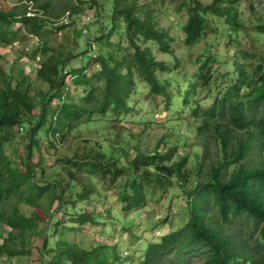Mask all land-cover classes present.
<instances>
[{"label":"trees","instance_id":"obj_1","mask_svg":"<svg viewBox=\"0 0 264 264\" xmlns=\"http://www.w3.org/2000/svg\"><path fill=\"white\" fill-rule=\"evenodd\" d=\"M20 1L23 4L19 7L18 2L0 8V45L18 40L22 31L39 35L45 30V13L52 0L38 3L30 14L24 1L37 0ZM76 1L78 6L71 5L76 10L81 3L94 6L95 11L101 5V0ZM163 1L111 0L110 26L103 23L97 33L87 37L84 51L89 56L75 67L66 68L73 56L71 51L59 48L55 52L50 46H42V59L34 70L15 78L3 67L0 52V230H5V235L0 231V257L29 255V238L38 231L40 219L44 234L39 253L45 264H116L119 256L115 244L85 247L61 236L65 230L86 223L98 224L100 220L91 211L70 214L72 224L60 218L50 223L54 211L67 199L72 204L88 199L97 179L106 188L117 187L115 193L125 213L143 206L147 191L157 186H176L177 194L185 196L187 216L182 224L148 242L139 264H188L199 253L200 264H264V21L247 28L238 19L237 3L242 0H179L175 9L184 8L186 12L185 20L178 25L184 33V44H195L210 27L209 16H214L223 19L225 42L234 46L230 64L226 55L206 45L196 57L194 72L186 79L182 76L183 84L171 76L178 74L172 69L178 67L179 59L175 56L171 66L157 58L151 46L173 54L175 36L159 23ZM245 34L249 35L242 42ZM95 42L97 53L90 51ZM35 53L33 50L31 54ZM217 61L226 63L220 77L213 76L219 69L213 67ZM160 72L168 75L161 77ZM33 74L45 88L28 77ZM136 77L148 85L150 96L160 97L164 110L173 105L171 89L176 82L175 96L180 98L177 108L182 111L191 104L190 114L198 120L196 136L210 137L217 149L206 170L202 172L206 165L203 161L209 156L207 140L201 144V155L195 152L194 163L189 166L190 155L179 153L176 145L160 146L163 139L157 140L151 150L134 145L129 156L131 146L117 137V145L112 146L118 147V152L112 148L107 153L95 144L84 143L80 151L57 157L67 178L60 182L53 177L42 183L31 162L39 146L38 133H45L53 145L95 114L108 115L116 123L133 107L129 97L135 90ZM212 78L217 92L211 102L200 103L207 95L192 101L197 87L211 91ZM73 88H82L83 94L76 97L71 93ZM21 130L24 154L7 153L5 144ZM44 196L51 210L45 219L37 210L26 214L19 207V203L36 207ZM54 201L58 204L51 207ZM49 229L61 234L51 240Z\"/></svg>","mask_w":264,"mask_h":264},{"label":"rangeland","instance_id":"obj_2","mask_svg":"<svg viewBox=\"0 0 264 264\" xmlns=\"http://www.w3.org/2000/svg\"><path fill=\"white\" fill-rule=\"evenodd\" d=\"M24 1V0H23ZM43 0L37 2L24 1L27 5V10L32 11L35 5L41 3ZM179 0H164L162 5H159V23L161 26L170 29L171 33L175 36L173 47V54L158 51L155 44H151L154 54L157 58L165 59L173 66L175 62L174 57L179 59L178 67L173 68L171 76L182 81V76L186 79L197 68L196 57L203 52L206 45L210 44V49L215 50L220 54L226 55L232 64V56L234 52L233 44L225 42L223 29L224 25L221 18L209 16L210 27L206 30L204 35L193 45L189 46L183 43L184 37L183 30L178 26L186 18L184 8L175 9ZM209 2L211 0H202ZM19 2V3H18ZM20 0H0V8H10L16 3L19 7ZM101 5H98V11H95L94 6H88L86 3H81L79 10L71 8V5L78 6L76 0H52L53 5L50 10L45 13L48 20L45 25V30L39 35H32L22 31L18 40L8 45H0V52L2 53L1 63L6 70L19 78L25 75V72L34 70L37 62L34 58L37 54L42 55L41 47L50 46V51H58L59 48L69 50L73 56L66 64V68L75 67L84 63L89 56L86 44L87 37H92L100 29L103 23L106 27L111 24L110 21V3L111 0H101ZM251 2V6H250ZM238 19L241 20L247 28L258 20L264 21V0H242L237 3ZM45 12V11H43ZM60 12L57 16L56 13ZM87 16L86 26L87 31L82 32L83 17ZM60 25V26H59ZM63 25V27H61ZM59 26V27H57ZM85 28V27H84ZM243 34V33H242ZM249 34L242 35V42L246 41ZM91 40V39H90ZM123 43L126 40L123 38ZM33 50L36 53L32 55ZM90 51L97 53V42L90 48ZM48 53H43L45 56ZM225 57V58H226ZM42 59V58H41ZM227 59V58H226ZM226 63L214 62L213 67L219 68L213 76L220 77L222 68H225ZM230 66V65H229ZM30 73V72H29ZM32 73V72H31ZM168 74L160 72L161 77ZM31 78L35 85L39 84L40 87L45 88V83H40L34 74L28 76ZM227 81V79L225 80ZM25 81L22 82L24 84ZM211 91L207 92L205 87L196 88V96L192 101L197 100L200 96H206L205 100H201V104L206 105L213 99V95L217 92L216 83L211 80ZM176 82L173 83L172 93L173 105L169 110L162 109L160 97L154 99L149 95L148 85L136 77L135 90L129 97V102L133 105L132 109L122 114L121 120L114 122L108 115L95 114L90 120L82 121L64 138H58L53 145L48 141L45 133H38L39 146L34 149L31 162L34 164L36 177L40 178L44 183L47 179L53 177L58 178L63 182L66 175V169L58 164L57 157L72 155L74 151L81 150L82 144L93 145L96 148L109 152L115 148L118 152L116 138H123L122 144H129L131 146L129 156L133 155V146L136 145L142 149L151 150L157 140L161 141L162 147L167 145H176L179 153H187L190 155L191 160L189 166L194 163V153L198 152L201 155V144L205 142L208 146V155L203 161L202 172L209 166L210 161L215 159L217 149L214 147V142L210 137L196 136L195 125L198 120L193 119L190 114V105H186L182 111H179L176 104L179 103V97L175 96ZM71 87V83H68ZM184 87V86H183ZM71 93L76 97L83 94L82 88H73ZM198 96V98H197ZM159 101V102H156ZM113 124V125H111ZM23 130L11 141L5 144L6 152L13 154H24V142L21 137ZM85 140V141H84ZM15 162L19 163L18 157H14ZM125 158L121 160L124 162ZM94 192L88 199L76 200L75 203L69 202L62 205V208L54 211V217L51 220V225L55 218L62 219L65 224H72L69 221V215L73 212H82L83 210L91 211L97 219L100 220L98 224L86 223L80 228H72L62 232V237L72 241H78L80 245L89 247L98 243H105L109 246L115 244L116 251L119 256L116 264H139L140 259L144 253L145 247L150 241H156L160 235L177 228L182 224L187 216L185 196H179L176 186L170 188H162L157 186L153 191H147V199L143 206L134 208L125 213L121 210V203L117 199L115 190L117 187L106 186L97 179L93 180ZM57 202L51 205L56 207ZM20 209L26 213L31 214L32 210L42 218H46L47 212H51L49 208V199L44 196L41 198L38 206L33 207L25 203H19ZM65 211H67L65 213ZM69 212V213H68ZM165 217L164 220H162ZM41 218V219H42ZM161 221V222H160ZM43 221L39 219L38 231H35L30 236L31 253L29 255H14L8 257L2 255L0 257V264H45V260L39 253L42 236L44 234ZM77 226V225H75ZM1 233L5 231L0 230ZM50 239L54 240L61 233L53 232L51 229ZM16 233V231H14ZM3 235L5 233L3 232ZM17 239L11 243H15ZM202 261V253L195 254L188 264H200Z\"/></svg>","mask_w":264,"mask_h":264},{"label":"built area","instance_id":"obj_3","mask_svg":"<svg viewBox=\"0 0 264 264\" xmlns=\"http://www.w3.org/2000/svg\"><path fill=\"white\" fill-rule=\"evenodd\" d=\"M27 13L30 14L31 12H29V10H28ZM86 17H87V16L83 17V20H81V22H82V32H84V33L87 31L86 26L84 25L86 22H88V20H86V19H87ZM84 27H85V28H84ZM92 45H93V44H92ZM39 58H40V55L37 54V55L35 56L34 60L37 61Z\"/></svg>","mask_w":264,"mask_h":264}]
</instances>
